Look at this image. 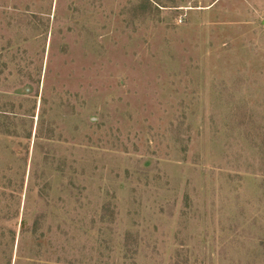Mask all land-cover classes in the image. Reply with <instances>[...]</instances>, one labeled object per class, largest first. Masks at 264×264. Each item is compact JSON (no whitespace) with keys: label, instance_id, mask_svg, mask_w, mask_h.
Instances as JSON below:
<instances>
[{"label":"rangeland","instance_id":"obj_1","mask_svg":"<svg viewBox=\"0 0 264 264\" xmlns=\"http://www.w3.org/2000/svg\"><path fill=\"white\" fill-rule=\"evenodd\" d=\"M0 264H264V0H0Z\"/></svg>","mask_w":264,"mask_h":264}]
</instances>
